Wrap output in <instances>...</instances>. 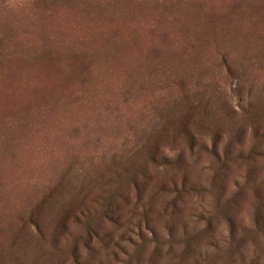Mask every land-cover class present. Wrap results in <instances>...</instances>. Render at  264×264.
<instances>
[{
	"label": "rangeland",
	"instance_id": "obj_1",
	"mask_svg": "<svg viewBox=\"0 0 264 264\" xmlns=\"http://www.w3.org/2000/svg\"><path fill=\"white\" fill-rule=\"evenodd\" d=\"M43 67L67 87L0 122V264H264V0H0V73ZM179 81L215 89L192 152Z\"/></svg>",
	"mask_w": 264,
	"mask_h": 264
},
{
	"label": "trees",
	"instance_id": "obj_2",
	"mask_svg": "<svg viewBox=\"0 0 264 264\" xmlns=\"http://www.w3.org/2000/svg\"><path fill=\"white\" fill-rule=\"evenodd\" d=\"M226 67V78L231 81L234 78L239 79L241 75L237 74L229 65L224 64ZM59 71L56 69H49L47 67L37 68L30 72H23L18 74H1L0 73V122L7 118H13L18 116L25 110V108L35 107L43 102L45 99L53 98L60 94L66 87L67 83L60 82ZM179 85V98L173 102L170 112H172V117L168 122L167 129L172 132L175 136H172L171 144L169 145H179L180 143L185 144L186 150L192 152L193 144L195 142V136H192V132L189 131V127L196 128V130H200L201 124L200 120L195 119V115H199L196 111L200 108H207L205 106L207 103L211 104V100L206 98V95H215L214 86H210L212 92L200 93L194 92L190 93L186 91L187 85L183 83V81L178 82ZM218 93V92H217ZM220 94V92H219ZM218 94V95H219ZM204 104V105H203ZM202 105V106H201ZM201 106V107H200ZM230 111L226 112V117L229 119H234L235 116L230 113ZM204 114V113H203ZM178 115V117H177ZM167 130H164L165 132ZM191 132V134H190ZM241 134L244 133V128L241 127ZM164 134V133H162ZM177 135V136H176ZM181 135V136H179ZM160 140L169 139V136H158ZM222 136H216L214 139V150H216ZM241 137L236 136V133L230 132V141L228 145L232 146L235 142L241 141ZM256 132L253 133V140L257 138ZM227 145V146H228ZM256 148V144L253 146ZM147 151H154V148L144 149L143 150V161L149 163L155 168H158L155 165H158L157 161H161L167 163V161L157 160V156L153 154H149ZM226 152V146H225ZM216 155V154H214ZM26 158V155H16L15 159L9 162V167L13 169L12 172H19V168H22L23 159ZM218 158V156H217ZM219 160V158H218ZM11 171V170H9ZM128 172L126 175L130 174ZM119 179V176L116 178ZM134 179V176H129V182ZM116 181V180H114ZM115 192L112 195L109 193L108 201H112L114 199ZM143 201V200H142ZM140 209L138 216L142 219L146 228L149 226L150 216L157 212V210H153L148 204L145 202L139 205ZM163 213L168 215V211L166 208H162ZM153 233V232H152ZM142 240V243L146 245V242L143 241V238L138 236Z\"/></svg>",
	"mask_w": 264,
	"mask_h": 264
},
{
	"label": "bare ground",
	"instance_id": "obj_3",
	"mask_svg": "<svg viewBox=\"0 0 264 264\" xmlns=\"http://www.w3.org/2000/svg\"><path fill=\"white\" fill-rule=\"evenodd\" d=\"M1 93V92H0Z\"/></svg>",
	"mask_w": 264,
	"mask_h": 264
}]
</instances>
